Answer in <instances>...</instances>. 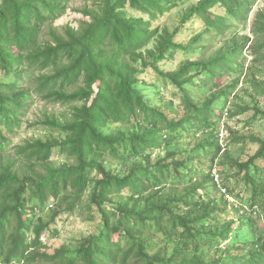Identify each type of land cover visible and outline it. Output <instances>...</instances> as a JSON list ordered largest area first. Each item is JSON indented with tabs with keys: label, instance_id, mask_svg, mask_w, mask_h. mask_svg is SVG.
Returning <instances> with one entry per match:
<instances>
[{
	"label": "trees",
	"instance_id": "trees-1",
	"mask_svg": "<svg viewBox=\"0 0 264 264\" xmlns=\"http://www.w3.org/2000/svg\"><path fill=\"white\" fill-rule=\"evenodd\" d=\"M90 1L43 42L67 0H0V264H264V138L221 139L224 116L264 117V5L246 34L259 0ZM37 97L66 109L13 144ZM62 214L95 231L49 250Z\"/></svg>",
	"mask_w": 264,
	"mask_h": 264
},
{
	"label": "rangeland",
	"instance_id": "rangeland-1",
	"mask_svg": "<svg viewBox=\"0 0 264 264\" xmlns=\"http://www.w3.org/2000/svg\"><path fill=\"white\" fill-rule=\"evenodd\" d=\"M192 2H195L197 0H191ZM92 3L90 0H67L66 4V10L65 12L58 17L55 21L52 23L46 24L43 27L41 40L49 41L51 40V36L49 34V26L54 27L59 33L63 34L64 29L67 25L74 26L76 28L80 27V24L82 21L88 19V16L83 13L85 9H89L91 7ZM264 5V0H259L256 4L254 10L251 12V14L248 17L247 22L240 23L237 26V30L240 33H246L249 34L251 30V24L252 19L255 14V11L262 7ZM179 13L178 9L174 10L172 14H167L163 17H161L159 20L153 22L155 25L160 24H166L170 28H174L179 21ZM149 45H152L150 43ZM249 58H247L246 63L248 62ZM164 69H171L174 67V65L171 64H164L162 66ZM258 76L260 79H264V72L258 73ZM150 81L152 82V86H149L145 88V91L147 92L148 96L151 98L157 97L162 92V89H164L163 82L158 79L155 75H150ZM240 94L238 97V100L231 98V100L228 102L227 106L232 107L234 104L237 103H250L252 101V94L251 90H244L243 88H246L245 86H240ZM259 101L262 105H264V97H260ZM66 108L58 105L53 104L49 102H45L41 100L40 98H35L27 112V114L24 117V123L22 124L21 128L18 130L17 135L13 138V144L22 143L28 139L40 137L43 134V128L41 126L33 125L35 122H37L45 113H60ZM253 115V111H247L243 114H239L236 116H224L222 119L221 124V139L222 141L226 142L227 137L230 136V131H238L241 134L246 133H254L257 136H260L264 138V117L257 118L253 123L252 126H248V121ZM226 128H229V130H226ZM249 144V143H248ZM247 146L241 145H232L230 150L234 153L235 156L242 157L243 159H247L249 155H251L254 151H256L257 146L249 144ZM61 159V157H58L55 155L54 160ZM229 171V170H228ZM231 173V171H230ZM95 222L88 221L85 216H80L79 214L75 215H68V214H62L58 217L56 227L58 230V235L52 237L50 240L47 241V246L49 250H52L56 247H59L60 245H67L72 249H76L79 245L80 239L88 234L89 232L95 231Z\"/></svg>",
	"mask_w": 264,
	"mask_h": 264
},
{
	"label": "built area",
	"instance_id": "built-area-1",
	"mask_svg": "<svg viewBox=\"0 0 264 264\" xmlns=\"http://www.w3.org/2000/svg\"><path fill=\"white\" fill-rule=\"evenodd\" d=\"M221 135H222V133H221Z\"/></svg>",
	"mask_w": 264,
	"mask_h": 264
}]
</instances>
